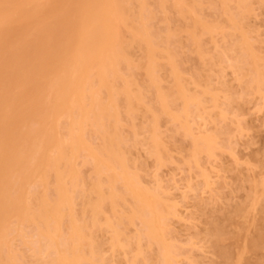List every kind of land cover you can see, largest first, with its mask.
<instances>
[{"label":"bare ground","instance_id":"6f19581e","mask_svg":"<svg viewBox=\"0 0 264 264\" xmlns=\"http://www.w3.org/2000/svg\"><path fill=\"white\" fill-rule=\"evenodd\" d=\"M111 1L0 0V264H27L13 248L15 231L38 264H105L96 232L106 229L112 246L123 247L120 228L135 221L136 244L158 242L156 256L170 264L163 237L171 212L161 186L141 184L135 150L158 166L168 162L166 122L189 140L188 164L212 156L219 136L195 134L194 124L209 108L220 110L212 75L226 69L241 86L239 99L254 92L264 102V47L263 56L253 48L248 21L264 0ZM261 185L249 210L261 204ZM255 233L240 238L237 253L220 242L221 264H243L245 252L264 249L263 227ZM210 234L215 244L227 235L221 224Z\"/></svg>","mask_w":264,"mask_h":264},{"label":"rangeland","instance_id":"374dc122","mask_svg":"<svg viewBox=\"0 0 264 264\" xmlns=\"http://www.w3.org/2000/svg\"><path fill=\"white\" fill-rule=\"evenodd\" d=\"M109 2L112 1L108 0L107 2L108 6H111ZM170 12L173 13L172 10ZM203 12L209 17L216 16L214 15V11L210 8H205ZM254 15L255 16L252 15L250 16L251 18L248 19V21H251V24L253 23L251 26L255 29L254 33L257 34L252 39L255 41L254 44L252 41V44L255 50L256 47L257 51L259 48L261 49L258 54L263 56L264 6L262 7L254 4ZM59 16H61L60 18L62 20L67 18L66 14L64 15L63 12H59ZM173 16L179 20L178 16L174 14ZM176 18H173L175 20L174 22L177 21ZM171 23L174 24L173 20ZM159 26L160 28H164L165 24H160ZM218 36L217 39L220 41V36ZM203 40L205 50L212 52L214 43L209 41V37L207 36H204ZM195 64L196 60L194 61V59H192L185 66L190 68ZM211 84L212 87L219 90L220 110L209 108L208 112L210 116L206 121H196L194 127L198 126V128H195L194 133L200 134L202 132H208L212 134L215 133L219 136L218 139H216V145L212 156L208 157L206 154H203L199 159L198 165L193 163L188 164L187 149L189 147V140L186 139L181 132L175 133L172 131L166 122L161 124V130L166 138L167 147L169 149L168 162L162 166H158L154 159L147 156L141 149L135 150L133 154L137 162L135 168L138 175L141 177V184L149 188H154L157 185L161 186L165 198L167 199L171 214H169L167 219L168 227L166 234H164L163 242H166V245L169 247L172 246L170 264H221L223 262L218 254V250L219 248H223L222 245L230 248L228 244H231L233 249L235 248L241 251L240 248L242 247L241 245L245 237H248L251 233L253 235L256 234V229L258 230L260 226L264 229V194L261 195L262 198L260 197L261 204H257L254 209L249 210V206L247 205L248 200L250 201L249 195L251 196L254 192L253 188L256 187L258 190H261V188H258L261 184L258 183H261V181L264 183V102L254 92L251 94L248 92L249 94H246L243 99H239L238 94L241 90V86L238 84L237 80H235L234 75L229 69H226V72L221 77L216 74L212 75ZM235 116L238 118L237 122L239 121V126L241 125L240 127H242L240 130L236 128L238 123L236 122ZM236 130L238 132H236ZM239 131L243 132L241 133ZM231 135H235V138H232L233 140L231 139V142L234 141L236 145L227 142L230 141L227 140V137ZM145 136L146 132L144 131L140 134L139 138L143 139ZM230 146L234 149L233 151L230 150ZM89 167H83L82 172L84 171V174L89 175V173H91V166ZM253 181H259L257 182L258 185L254 184L253 187ZM29 186L31 187V185ZM262 186L264 188V185H261V187ZM262 191L261 193H263ZM250 192H252V194ZM257 195L259 194L257 193ZM247 206L248 208H245ZM239 210H241L239 212L240 214L238 213ZM248 210L251 212L247 213ZM253 214L255 217L252 216ZM255 218H257V221H255L256 225L252 224ZM242 220L245 223H243ZM237 221L239 224L243 223L242 226L240 225L241 227L239 224L237 225ZM215 224L224 226L227 233L226 236H228V232L229 235L231 233L232 235H230V237L225 236L226 239L218 241V244L213 243L217 240L214 241L211 239L212 234H210V231L211 227ZM247 224L248 227L246 228ZM258 224H260L259 227ZM255 226L258 228H255ZM124 227L123 225L120 230L122 229L121 231L123 232L121 238L123 240L125 239V242L122 241V239L121 241L125 243V246L118 248L112 246L111 235H108L110 233L107 232L106 229L102 228L101 231L98 230L96 232V241L98 240V245L102 248L101 253L104 255H102V257L108 262H105V264H133L136 261V264H165L160 261L161 259L159 256H156L157 253L159 254L156 244L158 242L154 243L153 241V243H151L147 238H143L144 240H142L140 244H136L137 232L141 230L138 221ZM239 228V231H241L240 233L239 231L237 232ZM234 231L237 232H235L236 235L241 234V237L238 235L236 236L238 238H236L234 236ZM246 232H249V234ZM13 234L15 238L17 232L15 231ZM253 235L251 236L253 237ZM13 236V241L11 240L14 246L13 248L15 251L20 252L21 258L24 254L23 258L25 260H22L27 264H35L36 262V264H38L36 257L30 254V243H23L22 240L18 238L19 236L13 239ZM233 236L235 237L234 239L238 241L237 243L233 239ZM126 237H128V239H126ZM240 238H242L241 245H239L241 243ZM30 239L29 237L27 238V240ZM220 242L223 244L219 245L221 244ZM212 245H214L213 247L215 248H213ZM138 246H141L142 258H137L136 256L137 249L139 248ZM158 246L160 247V245ZM175 248H177L178 251ZM235 249L232 251H236L235 253H237L238 250ZM258 249L259 250L256 249V252L255 249H252L254 250L253 253L250 249H248L250 251H244L245 253L243 255L248 257L249 263L256 264L257 262V264H264V249ZM174 250H176L178 254L175 253ZM243 255L242 257L244 258ZM243 258V261L245 259L247 261V258ZM27 260L30 263H28ZM248 262H245V264H249Z\"/></svg>","mask_w":264,"mask_h":264}]
</instances>
